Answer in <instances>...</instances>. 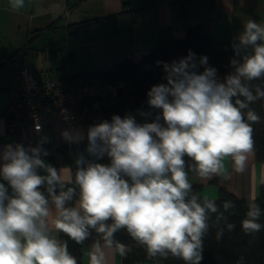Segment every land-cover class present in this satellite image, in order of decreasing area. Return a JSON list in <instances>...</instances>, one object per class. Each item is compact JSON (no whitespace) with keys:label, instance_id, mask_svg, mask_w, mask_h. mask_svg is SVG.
Masks as SVG:
<instances>
[{"label":"clouds","instance_id":"clouds-1","mask_svg":"<svg viewBox=\"0 0 264 264\" xmlns=\"http://www.w3.org/2000/svg\"><path fill=\"white\" fill-rule=\"evenodd\" d=\"M24 5L25 0H10L13 10ZM237 39L233 49L239 59L230 60L233 71L223 82L206 56L197 62L191 51L172 63L158 61L166 83L150 88L147 104L159 114L144 123L131 114L113 115L111 121L90 126L86 152L93 159L77 156L71 186L45 162L46 137L34 147L4 145L0 264H78L67 241L52 235L53 230L76 244L95 232L89 264H106L104 249L127 255L130 247L115 239L121 230L145 248L149 259L171 256L200 264L212 214L219 240L221 220L228 231L235 228L224 215L235 205L223 201L221 212L215 200L195 194L189 173L227 178L224 161L229 157L235 171L244 172L254 148L253 125L261 120L250 105L264 100V87L251 84L264 79V25L249 19ZM249 48L241 55V49ZM61 135L69 143L83 139L71 130ZM105 156L109 164L97 162ZM262 215L264 209L251 204L241 221L243 232L254 235L264 229Z\"/></svg>","mask_w":264,"mask_h":264},{"label":"crops","instance_id":"crops-1","mask_svg":"<svg viewBox=\"0 0 264 264\" xmlns=\"http://www.w3.org/2000/svg\"><path fill=\"white\" fill-rule=\"evenodd\" d=\"M249 19L264 25V0H25L19 10L10 7V0H0V150L7 144L21 143L26 147L24 130L10 131L5 117L21 63L33 72L64 68L65 73L56 76L59 78L82 76L146 53L162 41L183 37L189 26L199 24L215 39L238 38ZM84 22L87 25L82 27ZM76 25L82 30L77 33L85 34L68 37L73 35L69 29ZM61 35L67 45L64 61L57 63ZM71 66L85 71L68 73ZM156 110L148 106L130 113L138 123H144ZM65 130L86 135L80 124L66 128L55 119L50 133L56 146L67 142L61 135ZM44 159L58 169L64 182L72 180L68 165H58L47 156ZM224 164L227 178L214 175L202 179L189 173L190 183L202 185L204 198L216 199L218 186H224L253 204L259 186L264 184V160L257 161L252 151L242 173L235 171L230 157ZM52 235L59 238L54 230ZM91 246L82 247L76 256L78 264H89ZM103 251L106 264H163L159 260H133L132 250L125 257L111 249Z\"/></svg>","mask_w":264,"mask_h":264},{"label":"trees","instance_id":"trees-1","mask_svg":"<svg viewBox=\"0 0 264 264\" xmlns=\"http://www.w3.org/2000/svg\"><path fill=\"white\" fill-rule=\"evenodd\" d=\"M86 25L87 22H84L82 27ZM236 43H238L236 37L227 40L215 39L210 34L204 33L202 26L198 24L189 26L183 37L158 43L137 60H134V58L130 56L113 63L107 68L96 70L89 74L101 78L122 79L127 81L129 90L125 99L128 107L120 106L116 109H111L108 119V121H111L113 115L124 117L133 109L149 106L147 104V92L153 85L166 83L164 79L165 73L162 65L157 64L158 61L172 63L173 61H178L186 57L189 51H191L196 54L197 62L201 56H206L208 58V66L217 69V77L223 82L225 76L233 71V68L230 66V60L234 57L239 59V57L235 56L233 49V45ZM250 52L251 48L241 49V55ZM198 71H203V66H199ZM251 84L264 87V79L254 80ZM250 107L261 117L260 122L253 125L252 138L256 160L263 161L264 100H257L255 103L251 104ZM158 114L159 110L152 112L148 122H152ZM161 123H163L162 120ZM46 138L47 142L43 144V147L48 152L47 157L58 165H68L70 167L72 180L65 183L71 186L72 181H74V173L76 170L75 160L77 156L83 154L86 159H93L86 152L88 145L87 134L83 136V139L77 142H64L59 146H56L51 136H46ZM97 162L103 164L110 163L106 156ZM214 183L217 182L214 181ZM192 185L193 192L204 198L202 194V185ZM214 200L221 212H223V201L230 200L234 203L235 207L229 210V212H225L224 215L227 217V222L235 224V228L232 231H228L225 227V221L221 220L218 227L223 228L224 232L222 237L217 240L216 232L218 229L217 226H214L216 214H212V219L209 223L213 226L210 227L209 232L204 237L203 259L200 264H238V262L239 264H264V229L254 235H247L241 228V221L246 217V212L250 206L248 201L245 198L238 197L224 186H218L217 197ZM254 203L259 204L261 209H264V184L259 186ZM259 222L264 224V215H262ZM59 239L67 241L69 252L76 257L80 254L84 245H92L93 241L98 239V237L96 233L93 232L92 236L84 241L83 244H76L63 233H59ZM115 239L131 247L133 260H159L163 264H185L183 260L171 256L167 259H149L145 248L133 241L125 230L117 232L115 234Z\"/></svg>","mask_w":264,"mask_h":264},{"label":"built area","instance_id":"built-area-1","mask_svg":"<svg viewBox=\"0 0 264 264\" xmlns=\"http://www.w3.org/2000/svg\"><path fill=\"white\" fill-rule=\"evenodd\" d=\"M143 55L132 57L137 60ZM128 90L127 81L122 79L92 74L59 78L48 70L33 72L21 63L12 99L5 109L7 126L10 131L24 130L26 147H34L42 137L51 136L55 119L66 128L80 124L87 134L90 126L109 119L111 109L128 107Z\"/></svg>","mask_w":264,"mask_h":264},{"label":"rangeland","instance_id":"rangeland-1","mask_svg":"<svg viewBox=\"0 0 264 264\" xmlns=\"http://www.w3.org/2000/svg\"><path fill=\"white\" fill-rule=\"evenodd\" d=\"M85 33H76V34H73L71 36H68L70 38H79L81 36H83ZM59 39H62L61 42L59 43V46L58 47H61V50L59 51V57H58V61L57 63H62L64 61V45H67L66 42H64V36L61 35V37ZM68 63V62H67ZM85 70H81V69H74L72 66L68 68L67 72L68 73H73V72H79V73H83ZM51 75L52 76H57V75H61L63 73H65V70L64 68H60L58 70H51ZM129 114H131L129 112ZM83 128V127H82Z\"/></svg>","mask_w":264,"mask_h":264},{"label":"water","instance_id":"water-1","mask_svg":"<svg viewBox=\"0 0 264 264\" xmlns=\"http://www.w3.org/2000/svg\"><path fill=\"white\" fill-rule=\"evenodd\" d=\"M78 31H82V30L80 29V25H76V26L70 28V29H69V34H74V33H77Z\"/></svg>","mask_w":264,"mask_h":264}]
</instances>
